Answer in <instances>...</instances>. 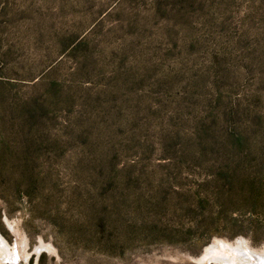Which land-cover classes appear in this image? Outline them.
<instances>
[{
  "label": "rangeland",
  "instance_id": "374dc122",
  "mask_svg": "<svg viewBox=\"0 0 264 264\" xmlns=\"http://www.w3.org/2000/svg\"><path fill=\"white\" fill-rule=\"evenodd\" d=\"M0 236L18 264L264 249V0H0Z\"/></svg>",
  "mask_w": 264,
  "mask_h": 264
},
{
  "label": "bare ground",
  "instance_id": "6f19581e",
  "mask_svg": "<svg viewBox=\"0 0 264 264\" xmlns=\"http://www.w3.org/2000/svg\"><path fill=\"white\" fill-rule=\"evenodd\" d=\"M240 242H242L241 239H238L235 244L213 243L204 250L202 260L205 255H209L213 262L219 261L221 264H264V249L251 248L246 242L244 246ZM35 249L37 250L38 247ZM18 258L16 245L9 247L0 236V263L7 261L8 264H18L16 260ZM204 259L209 260L206 257Z\"/></svg>",
  "mask_w": 264,
  "mask_h": 264
}]
</instances>
